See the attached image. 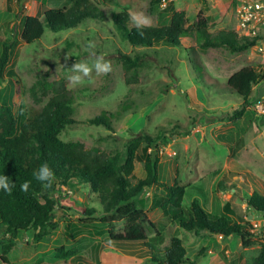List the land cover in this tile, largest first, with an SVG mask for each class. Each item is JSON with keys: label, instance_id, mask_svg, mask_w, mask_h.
<instances>
[{"label": "rangeland", "instance_id": "rangeland-1", "mask_svg": "<svg viewBox=\"0 0 264 264\" xmlns=\"http://www.w3.org/2000/svg\"><path fill=\"white\" fill-rule=\"evenodd\" d=\"M95 1L104 20H87L62 32L45 28L43 38L27 44L20 41L25 16H41L45 10L70 6L73 0H0V54L3 43L17 37L9 74L0 88V105L13 104L15 76L20 82L16 115L21 123L31 108L40 110L49 100L38 83L64 80L75 99V123L62 132L64 142H80L88 150L114 156L125 155L128 142L140 135L165 137L157 165L158 179L188 187L184 209L189 210L192 201L198 199L212 217L227 214L234 223H250L258 240L250 248H243L237 236L225 239L204 233L199 237L185 231L156 206L164 192L153 186L143 195L150 245L163 255L172 238L178 237L193 264H252L264 237L263 215L246 205L252 193L264 195V96L256 98L260 89L264 92V79L253 87L245 106L227 83L243 68L264 73V25L243 28L236 0H169L161 4L155 0ZM127 9L143 12L151 19L149 25L157 27L168 26L176 12H185L187 27H192L203 11L210 18V33L234 31L247 36L250 29L256 45L243 53L227 48L204 51L192 32V36L181 39L179 47L158 43L142 50L130 45L114 24L113 16ZM119 53L145 55L137 83H125ZM98 56H103L111 70L99 75L93 70L81 84H72L68 77L73 74V65L86 62L91 66ZM242 106L245 111L241 119H227ZM103 112L112 116V130L91 124ZM143 147L134 165L133 184L147 176ZM58 195L62 202L56 211L58 228L37 243L20 232L7 256L10 264H154L143 245L112 242L106 223L79 221L76 211L99 206L89 186L74 182ZM227 204L230 215L224 210ZM115 228L123 231L125 223L119 222ZM6 244L8 237L0 233V252ZM63 247L76 251L75 256L59 258L57 250Z\"/></svg>", "mask_w": 264, "mask_h": 264}, {"label": "trees", "instance_id": "trees-1", "mask_svg": "<svg viewBox=\"0 0 264 264\" xmlns=\"http://www.w3.org/2000/svg\"><path fill=\"white\" fill-rule=\"evenodd\" d=\"M158 4L169 0H155ZM132 9L123 10L113 16L116 28L124 39L133 47L145 50L158 43L168 47H179L181 39L190 37L192 32L202 50L227 48L232 53L249 51L256 45V39L239 36L234 31L210 33V18L201 11L192 27H187L185 12H176L168 26L147 25L137 29L131 25L129 13ZM87 20H104V14L95 0H73V4L59 9L45 10L41 16H25L20 35L22 43L31 44L43 38L45 28L53 32L75 29ZM17 37L3 43L0 54V88L8 76L7 68L11 62ZM142 53L129 56L119 53V60L125 71V83L138 82V70L145 64ZM263 78L254 68H243L233 74L227 85L248 104L253 87ZM17 86L16 95L11 106L0 105V175L9 177L16 184L10 194L0 192V233L8 237V244L0 252V261L10 264L7 258L14 241L20 232H25L31 242H40L51 231L58 228L55 222L56 211L62 206L59 193L63 187L74 182H83L90 187L99 206L76 211L79 221H101L109 226L108 234L112 242L122 245L141 244L147 249L150 262L154 264H193L186 257L187 251L180 238L174 237L163 255L153 248L148 241L145 190L157 186L163 190V200L156 202L165 215L177 222L187 232L202 236L204 233L219 235L223 238L237 236L243 248H250L257 243V232L250 223H234L227 214L212 217L198 199H194L190 209L183 207L188 187L179 184L169 185L158 179L161 144L165 137L140 135L128 142L125 155L107 156L98 150H88L80 142H64L62 132L75 123L74 94L68 89L64 80L41 81L38 83L45 95L49 96L47 104L39 110L31 108L26 119L19 123L16 115L20 108V82L12 76ZM263 97L259 90L257 99ZM245 108L235 110L227 115L229 120L243 117ZM94 125H104L112 130V116L106 112L91 121ZM142 148V159L147 173L145 179L133 184L135 163ZM47 162L54 173L50 188H44L33 178V172ZM30 181L27 192L20 190V185ZM248 209L259 212L264 217V195L254 192L246 199ZM71 209V208H70ZM73 210V209H71ZM230 215V204L224 208ZM125 223L123 231L115 226ZM151 228L156 225L150 223ZM259 255L252 264H264V237ZM207 248L202 249L199 255ZM76 251L57 250L62 259L75 256Z\"/></svg>", "mask_w": 264, "mask_h": 264}, {"label": "clouds", "instance_id": "clouds-1", "mask_svg": "<svg viewBox=\"0 0 264 264\" xmlns=\"http://www.w3.org/2000/svg\"><path fill=\"white\" fill-rule=\"evenodd\" d=\"M130 22L136 26L137 29H141L151 23V19L143 12H130ZM91 48L92 45L90 44ZM95 71L97 75L108 73L111 70L110 64L104 60L103 56H98L94 63L90 66L86 62L75 63L70 71L73 73L68 77L70 82L74 85H79L83 82L84 77H88L92 71ZM33 178L40 182L44 188H50L53 183L54 173L49 167L47 162L42 163L38 169L33 172ZM30 181H25L20 185L22 192H27L30 186ZM16 184L9 181V177L6 175H0V192L10 194L15 188Z\"/></svg>", "mask_w": 264, "mask_h": 264}, {"label": "built area", "instance_id": "built-area-1", "mask_svg": "<svg viewBox=\"0 0 264 264\" xmlns=\"http://www.w3.org/2000/svg\"><path fill=\"white\" fill-rule=\"evenodd\" d=\"M237 14L243 28L264 25V0H236ZM247 36L250 37V29Z\"/></svg>", "mask_w": 264, "mask_h": 264}, {"label": "crops", "instance_id": "crops-1", "mask_svg": "<svg viewBox=\"0 0 264 264\" xmlns=\"http://www.w3.org/2000/svg\"><path fill=\"white\" fill-rule=\"evenodd\" d=\"M260 91L264 94V92L262 91V89H260ZM264 96V95H263Z\"/></svg>", "mask_w": 264, "mask_h": 264}]
</instances>
